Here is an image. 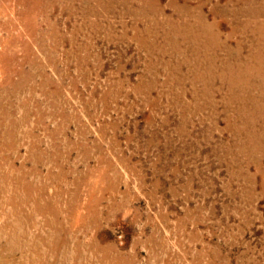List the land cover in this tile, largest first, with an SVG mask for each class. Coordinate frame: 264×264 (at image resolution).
Here are the masks:
<instances>
[{
  "label": "rangeland",
  "instance_id": "374dc122",
  "mask_svg": "<svg viewBox=\"0 0 264 264\" xmlns=\"http://www.w3.org/2000/svg\"><path fill=\"white\" fill-rule=\"evenodd\" d=\"M263 11L0 0V264H264Z\"/></svg>",
  "mask_w": 264,
  "mask_h": 264
},
{
  "label": "bare ground",
  "instance_id": "6f19581e",
  "mask_svg": "<svg viewBox=\"0 0 264 264\" xmlns=\"http://www.w3.org/2000/svg\"><path fill=\"white\" fill-rule=\"evenodd\" d=\"M264 12V11H263ZM260 26V25H259ZM261 38V37H260ZM264 40V39H263ZM264 44V43H263ZM259 45H261V44H259ZM263 48V47H262ZM264 59V58H263ZM247 62V61H246ZM253 62V61H252ZM253 67V66H252Z\"/></svg>",
  "mask_w": 264,
  "mask_h": 264
}]
</instances>
